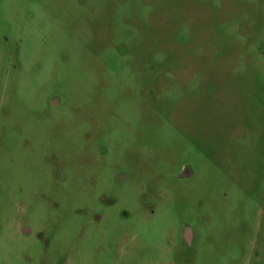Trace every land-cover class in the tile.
I'll return each instance as SVG.
<instances>
[{
	"label": "rangeland",
	"instance_id": "374dc122",
	"mask_svg": "<svg viewBox=\"0 0 264 264\" xmlns=\"http://www.w3.org/2000/svg\"><path fill=\"white\" fill-rule=\"evenodd\" d=\"M0 264H264V0H0Z\"/></svg>",
	"mask_w": 264,
	"mask_h": 264
}]
</instances>
